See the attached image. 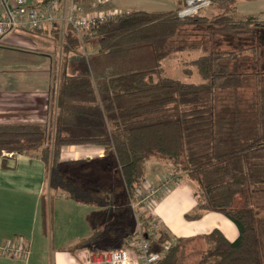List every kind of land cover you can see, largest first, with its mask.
<instances>
[{
	"label": "trees",
	"instance_id": "trees-1",
	"mask_svg": "<svg viewBox=\"0 0 264 264\" xmlns=\"http://www.w3.org/2000/svg\"><path fill=\"white\" fill-rule=\"evenodd\" d=\"M175 1L174 11L122 12L79 36L70 26L61 33L56 24L32 31L55 41L62 37L65 56L78 55L95 41L97 50L87 63L97 68L108 56L123 57L113 61V69L95 75L70 74L64 65L56 80L51 132L38 124L0 125V157L39 158L50 190L98 209L90 218L91 234L74 250L135 249L128 202L146 182L147 164L156 161L195 185V211L186 219L216 213L237 230L232 241L218 229L203 235L206 247L198 264H264L261 50L239 43L263 40L264 21L239 17L236 7L257 0H212L214 16L183 19L177 13L186 0ZM183 53H198L188 62L197 84L164 75L163 62ZM69 146L99 147L104 156L63 163L61 150ZM169 236L159 231L148 237L150 252L160 255L155 264H181L185 239L164 252Z\"/></svg>",
	"mask_w": 264,
	"mask_h": 264
},
{
	"label": "crops",
	"instance_id": "crops-1",
	"mask_svg": "<svg viewBox=\"0 0 264 264\" xmlns=\"http://www.w3.org/2000/svg\"><path fill=\"white\" fill-rule=\"evenodd\" d=\"M40 1L42 0H28V3L35 5ZM88 1L90 0H87V6L90 3ZM106 9H118L121 12H168L176 10L177 3L175 0H112ZM30 35L40 36L32 32H15L0 40V48L6 45L10 48L24 49L25 47L22 46L26 44ZM42 36L45 38L44 34ZM33 55L38 59H49V56L34 53ZM46 65H48L46 72L41 78L35 79L30 77L22 79L17 69L9 68L7 64L2 66L0 115H7L9 114L7 110H14L13 112L18 116L15 110L19 108L23 113L30 112L27 117H36L34 115L36 111H31L30 100L37 96L47 97L46 93L50 95V105L53 110L56 81L52 76L51 61ZM47 107L48 104L42 106L43 109ZM33 117L31 119H34ZM30 121V123L46 122L43 119ZM23 122H29V119ZM103 156L104 151L99 147L69 146L62 148L60 160L63 163L91 161L101 159ZM166 199L161 200L158 207L164 204ZM97 210L92 206L77 204L65 195L50 190L44 165L39 158L26 155L0 157V264H88V253L93 251V247L80 250L74 248L81 239L91 234L90 218ZM207 214L220 215L203 213L200 220H203ZM153 218L157 227H162L163 232L172 235L171 229L165 226L160 215L156 216L153 213ZM225 220V223L222 222L224 229L218 226L219 224H215L203 232L201 237L218 229L227 240H234L237 237V230L231 222L226 218ZM172 238L185 239V235L182 237L176 233ZM20 240L25 248L24 255L14 257L1 251V248L7 244H15ZM99 249L102 248L97 250Z\"/></svg>",
	"mask_w": 264,
	"mask_h": 264
},
{
	"label": "rangeland",
	"instance_id": "rangeland-1",
	"mask_svg": "<svg viewBox=\"0 0 264 264\" xmlns=\"http://www.w3.org/2000/svg\"><path fill=\"white\" fill-rule=\"evenodd\" d=\"M91 3V0L88 3ZM92 4V3H91ZM238 16L243 18L246 16H253L257 20H264V0H257L256 2H246L240 1L237 3ZM183 8V7H182ZM181 8V9H182ZM216 13L215 7H210L209 9L201 12V14L206 17H212ZM40 36L41 33L39 34ZM260 35V34H259ZM34 36L30 35L28 37V41L25 45H19L28 49H16L10 48L6 45H3L0 48V69L4 64L10 66L9 68L17 69L20 71V75H22V79L37 78L42 77V74L46 72L48 69V63L51 61L52 64V76L54 81L58 79V75L61 72V69L64 65L67 64L68 72L70 74H97L102 71H108L113 69V61L117 59H121L123 54L116 53L111 56L106 57L104 63L97 68V66L89 65L87 62V58L89 55L93 54L97 50V46L95 41L91 40L90 43H87L81 48L80 54L78 55H64L61 51L60 44L62 42V37L55 41L50 36L45 35V38L42 36ZM260 37V36H259ZM241 45H244L245 48H250L252 46H258L261 50L260 58H259V70L262 73L261 78L264 83V37L263 40L260 38H242L239 40ZM34 54H41L45 56H49V59H38ZM245 60L249 59V63L253 62V58L249 53H243ZM198 53H183L169 57L166 59L162 66L164 75L166 77H170L181 82L186 83H194L197 84L200 82L195 70L188 65V62L197 57ZM248 63V65H249ZM251 71V70H249ZM189 73L188 75L186 73ZM255 82L254 79L251 80ZM41 95V93H38ZM48 97H39L32 98L30 100L32 104V110L36 111L34 114L36 117L31 119L32 117L28 114L30 112L25 111L22 112V109L15 110L17 115L13 112L14 110H7L9 114L0 115V125L7 124H38L42 125L46 128L48 133L52 130L53 124V116H52V107L50 105L51 98L50 95L46 93ZM46 98V99H45ZM44 104H48L46 109H43L42 106ZM1 108V107H0ZM25 108V107H24ZM4 110V109H3ZM2 110L0 109V112ZM24 116V117H23ZM27 117V118H26ZM29 122H23L24 120H28ZM45 120V123L42 122H33L30 123V120ZM147 176L146 182L151 184H156L160 180L164 179L170 180V188L169 194L167 195V199L165 203L160 204V208L158 207L160 202H157L155 207L153 208V213L156 216L160 215V218L164 222L165 226L169 227L172 231V235L169 233V241L166 243L169 246H173L177 244V239L174 238L173 234H179V236L185 235V240H183L180 244V252L179 259L181 264H198L205 250V243L201 240V235L203 232H206L210 229L211 226H215V224H219L218 226H222L225 223V218L221 215L215 214H207L203 220H188L187 216H191L194 214L195 205H196V187L194 184L189 183L184 178H179L178 175L172 172V168L167 163L162 162H150L147 164ZM155 175L157 176L155 178ZM155 178V179H154ZM160 178V179H158ZM180 179V180H179ZM49 185V183H48ZM130 211V209H129ZM134 220V219H133ZM147 220L149 222L154 221L153 214L147 216ZM220 222V223H219ZM223 222V223H222ZM229 225V224H228ZM162 228V227H161ZM160 226H158L154 230V234L156 232L162 231ZM224 229V228H223ZM196 236L194 238L189 236ZM197 235L199 237H197ZM153 237V236H152ZM191 240L187 241L189 238ZM154 238V237H153ZM163 246V248L166 246Z\"/></svg>",
	"mask_w": 264,
	"mask_h": 264
},
{
	"label": "built area",
	"instance_id": "built-area-1",
	"mask_svg": "<svg viewBox=\"0 0 264 264\" xmlns=\"http://www.w3.org/2000/svg\"><path fill=\"white\" fill-rule=\"evenodd\" d=\"M45 1V0H42ZM38 6H32L28 0H0V40L15 32L39 31L53 25L61 27V33L70 26L79 36L83 31L97 26L121 15L118 9H106L112 0H46ZM212 0H186L177 13L178 18L196 16L210 8ZM170 180L164 179L156 184L145 182L130 199L128 207L135 222V249L105 250L99 249L88 253V264H155L159 254L150 252L148 237H154L157 228L155 221L149 222L147 216L153 214V208L169 194ZM143 225H147L146 232ZM147 236V239L145 238ZM166 244L164 252L169 249ZM23 242L9 243L1 251L11 256L24 255Z\"/></svg>",
	"mask_w": 264,
	"mask_h": 264
},
{
	"label": "water",
	"instance_id": "water-1",
	"mask_svg": "<svg viewBox=\"0 0 264 264\" xmlns=\"http://www.w3.org/2000/svg\"><path fill=\"white\" fill-rule=\"evenodd\" d=\"M145 238L147 239V236H145Z\"/></svg>",
	"mask_w": 264,
	"mask_h": 264
}]
</instances>
